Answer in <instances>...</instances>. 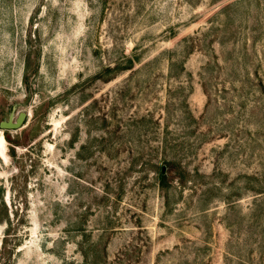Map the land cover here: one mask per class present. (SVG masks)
Masks as SVG:
<instances>
[{
  "label": "rangeland",
  "instance_id": "rangeland-1",
  "mask_svg": "<svg viewBox=\"0 0 264 264\" xmlns=\"http://www.w3.org/2000/svg\"><path fill=\"white\" fill-rule=\"evenodd\" d=\"M0 133V264H264V0H0Z\"/></svg>",
  "mask_w": 264,
  "mask_h": 264
},
{
  "label": "trees",
  "instance_id": "trees-1",
  "mask_svg": "<svg viewBox=\"0 0 264 264\" xmlns=\"http://www.w3.org/2000/svg\"><path fill=\"white\" fill-rule=\"evenodd\" d=\"M128 63L126 65L125 68H128V66H130L133 62H134V59H131L129 58L128 60ZM167 166V165H166ZM168 166H170V164L168 163ZM168 166H167V169L165 168H161L160 171H159V175H158V180H159V183L162 185V186H167L170 182V177H171V174L168 170ZM172 170V169H171Z\"/></svg>",
  "mask_w": 264,
  "mask_h": 264
},
{
  "label": "bare ground",
  "instance_id": "bare-ground-1",
  "mask_svg": "<svg viewBox=\"0 0 264 264\" xmlns=\"http://www.w3.org/2000/svg\"><path fill=\"white\" fill-rule=\"evenodd\" d=\"M7 145L5 137L2 133H0V159L7 160Z\"/></svg>",
  "mask_w": 264,
  "mask_h": 264
},
{
  "label": "water",
  "instance_id": "water-1",
  "mask_svg": "<svg viewBox=\"0 0 264 264\" xmlns=\"http://www.w3.org/2000/svg\"><path fill=\"white\" fill-rule=\"evenodd\" d=\"M3 125V127H11L12 125L11 124H2Z\"/></svg>",
  "mask_w": 264,
  "mask_h": 264
}]
</instances>
